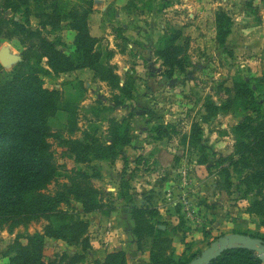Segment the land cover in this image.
Instances as JSON below:
<instances>
[{
  "label": "rangeland",
  "instance_id": "1",
  "mask_svg": "<svg viewBox=\"0 0 264 264\" xmlns=\"http://www.w3.org/2000/svg\"><path fill=\"white\" fill-rule=\"evenodd\" d=\"M48 2L33 0L29 17L10 11L4 17L20 22L29 18L32 29L41 30L50 42L61 41L59 49L79 62L75 33L67 24L54 32L39 19L51 12ZM91 2L90 33L99 39L103 62L115 66L118 88L90 70L43 80L46 88L64 93L75 91L70 84H85L74 139L86 140L87 132L109 146L116 133L130 142L120 147L115 159L79 164L59 142L50 140L57 163L64 167L59 183H67L73 169L98 175L93 183L101 192L102 209L84 214L75 201L63 205L62 211L88 224L90 249L48 238L46 262H59L66 254L81 258L79 264H96L120 251L129 262L140 254L150 260L153 240L146 236L139 242L134 235L128 198L159 212L161 217L150 222L167 231L164 239L169 243L164 240L161 246L167 257L178 261L199 256L225 235L264 239L260 218L249 212L252 200L260 198L259 188L244 183L251 171L242 162L234 164L240 159L242 125L249 118L255 124L263 122L264 0H63L64 8L80 10H87ZM221 12L232 20L225 46L217 36L216 17ZM176 36L174 43L182 55L180 65L170 67L160 54ZM22 52L18 40L0 41V56L11 58L6 66L0 62V83L10 78ZM43 66L47 67L46 60ZM67 124V115L61 113L52 128L66 139L68 131L62 128ZM196 135L199 146H192ZM200 147H205V154ZM227 183L230 190L224 189ZM49 223L40 220L14 230L0 229V264L9 263L16 239L25 244L27 236L43 234ZM114 230L119 241L130 235L119 242L126 247L109 251L108 246L117 243L107 241L106 234Z\"/></svg>",
  "mask_w": 264,
  "mask_h": 264
},
{
  "label": "trees",
  "instance_id": "2",
  "mask_svg": "<svg viewBox=\"0 0 264 264\" xmlns=\"http://www.w3.org/2000/svg\"><path fill=\"white\" fill-rule=\"evenodd\" d=\"M33 0H1L0 4V41L16 39L23 47L22 60L10 78L0 83V229H17L27 227L33 222L47 220L50 223L44 233L27 236L24 244L16 239L11 246L12 257L8 264H79L81 258L63 255L60 261L46 262V239L60 240L72 246L84 245L90 249L87 236L88 224L62 211L61 207L69 206L75 201L82 206L84 214H91L102 209L101 192L93 181L98 175H91L82 170H69V181L60 184L63 166L57 163L50 140H56L66 148L76 163L85 164L97 160L115 159L118 150L129 144L128 136L114 134L109 146H102L91 134L83 133L86 140L74 139L79 131L80 104L87 94L85 84H70L74 92L64 93L46 88L44 77L68 74L79 70H90L114 88H118V77L115 66L103 62L98 49L99 39L93 37L89 28V16L93 12L92 2L87 10L64 8L63 0H44L49 3L50 13L39 16L45 27L55 32L66 23L69 30L75 33V52L79 62L66 55L59 46L62 42H50L41 30L30 26L29 18L25 22L7 19L4 12L13 14L24 12L29 17V6ZM218 42L225 46L230 34L232 20L224 12L216 17ZM177 33V32H176ZM178 37L179 33L176 34ZM167 42L161 58L170 67L179 66L181 48L175 45L178 37ZM46 60L47 67L43 66ZM263 112V111H262ZM261 112V113H262ZM67 115L69 137L63 139L60 133L54 132L52 125L59 115ZM263 122L255 124L249 118L242 126L243 135L238 149L240 159L251 171L244 183L249 187H258L260 196L252 200L250 214L260 218L264 227V115ZM90 141V142H89ZM192 146H199L197 135L191 141ZM205 154V147H200ZM204 160L202 163H205ZM66 171V168H65ZM226 171V170H225ZM229 181V180H227ZM55 185L56 189L50 187ZM227 183L225 190L231 189ZM126 199V198H125ZM135 221L134 235L140 240L147 236L153 240L150 254L151 264H190L189 261H178L175 257L166 256V249L161 246L167 231L160 230L151 219L161 217L158 211L134 204L128 198ZM58 225L57 227L54 225ZM161 225H165L164 223ZM160 226V225H159ZM240 234V233H239ZM245 235V234H244ZM249 236V235H248ZM259 238L256 236H251ZM264 240L263 238H259ZM165 242L169 243L166 239ZM156 249V250H155ZM154 250V251H153ZM178 261V262H177ZM96 264H129L127 255L120 251L110 253L103 262ZM211 264H263L254 252L248 250H231L225 252Z\"/></svg>",
  "mask_w": 264,
  "mask_h": 264
},
{
  "label": "water",
  "instance_id": "3",
  "mask_svg": "<svg viewBox=\"0 0 264 264\" xmlns=\"http://www.w3.org/2000/svg\"><path fill=\"white\" fill-rule=\"evenodd\" d=\"M0 62L6 66L11 62V58L8 54H3L0 56ZM240 249L254 252L264 264V240L239 233L218 238L190 264H211L225 252Z\"/></svg>",
  "mask_w": 264,
  "mask_h": 264
},
{
  "label": "crops",
  "instance_id": "4",
  "mask_svg": "<svg viewBox=\"0 0 264 264\" xmlns=\"http://www.w3.org/2000/svg\"><path fill=\"white\" fill-rule=\"evenodd\" d=\"M89 24H90V21H89ZM70 32L73 33V31H70ZM93 37H95V36H93ZM115 233H116V230L110 231V234L109 233L106 234L107 235V241L111 242L110 240H113V241H115L117 243V244L114 243L113 245L110 244V246H108L109 247V251H111V249H113V247L116 250H122L124 247H126V243H119V242L120 241L123 242V239H127V237H129V235H130V233L128 232L127 234L123 235V239L119 241L117 238H115ZM103 237L104 236H102L101 238H103ZM92 246H94L93 243H92ZM138 257H141V259H139ZM143 257L144 256L143 255L141 256V254H140L139 256L132 258V260L134 259V261L129 262V264H151L150 260H147L145 258L146 256L144 257L145 260H143Z\"/></svg>",
  "mask_w": 264,
  "mask_h": 264
}]
</instances>
